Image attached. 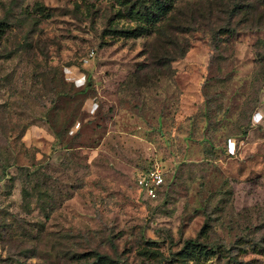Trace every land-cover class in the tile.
Here are the masks:
<instances>
[{
    "label": "rangeland",
    "instance_id": "374dc122",
    "mask_svg": "<svg viewBox=\"0 0 264 264\" xmlns=\"http://www.w3.org/2000/svg\"><path fill=\"white\" fill-rule=\"evenodd\" d=\"M0 264H264V0H0Z\"/></svg>",
    "mask_w": 264,
    "mask_h": 264
},
{
    "label": "built area",
    "instance_id": "2783aa9c",
    "mask_svg": "<svg viewBox=\"0 0 264 264\" xmlns=\"http://www.w3.org/2000/svg\"><path fill=\"white\" fill-rule=\"evenodd\" d=\"M163 172L157 162H153L147 168L141 170L135 182L145 197L155 198L163 183Z\"/></svg>",
    "mask_w": 264,
    "mask_h": 264
},
{
    "label": "trees",
    "instance_id": "16d2710c",
    "mask_svg": "<svg viewBox=\"0 0 264 264\" xmlns=\"http://www.w3.org/2000/svg\"><path fill=\"white\" fill-rule=\"evenodd\" d=\"M157 5H159V3H158ZM172 18H173V16H172ZM151 164H152V162H151L148 166H150ZM148 166H147V167H148ZM147 167H145V168H147ZM145 168H144V169H145ZM142 170H143V169H142ZM137 174H138V173H137ZM136 176H137V175H136Z\"/></svg>",
    "mask_w": 264,
    "mask_h": 264
}]
</instances>
